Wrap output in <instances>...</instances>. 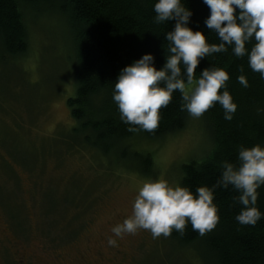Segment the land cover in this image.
Instances as JSON below:
<instances>
[{
    "label": "rangeland",
    "instance_id": "1",
    "mask_svg": "<svg viewBox=\"0 0 264 264\" xmlns=\"http://www.w3.org/2000/svg\"><path fill=\"white\" fill-rule=\"evenodd\" d=\"M28 26V51L0 64V259L11 255L1 243L7 238L41 264H202L196 248L174 246L170 237L139 230L120 239L111 229L132 214L145 181L181 186L182 166L208 154L203 117L162 140L137 142L153 156L154 178L71 147L73 48L55 15L39 13Z\"/></svg>",
    "mask_w": 264,
    "mask_h": 264
},
{
    "label": "trees",
    "instance_id": "2",
    "mask_svg": "<svg viewBox=\"0 0 264 264\" xmlns=\"http://www.w3.org/2000/svg\"><path fill=\"white\" fill-rule=\"evenodd\" d=\"M158 0H0V64L23 55L29 48L28 21L33 16L51 14L61 19L74 53L76 92L68 99L75 125L70 132L74 145L95 150L101 159L140 174L157 176L153 156L137 147L140 140H162L184 130L189 113L181 110V93H173L171 103L161 110L156 132H129L130 125L120 118L113 100L114 84L120 71L145 54L154 56V66L166 63L168 42L166 33L175 27V20L154 22V5ZM192 12L188 27L202 31L209 44L219 43V37L205 24L210 9L203 0H181ZM239 10H237L238 12ZM246 48L251 50L253 44ZM243 66V72L239 67ZM223 68L229 73L226 90L237 104L231 121L216 103L202 116L210 136L211 150L200 161L186 163L181 169V186L194 195L200 186L212 187L221 176V164L238 163L241 146L264 148V79L251 70L247 56L238 58L232 47L201 59L196 77L205 68ZM244 75L249 87L238 82ZM225 89H221V93ZM68 135V138H69ZM256 207L262 218L255 226L240 225L236 216L242 205L234 201L239 195L231 186L216 188L214 204L220 217L216 228L201 237L191 224L181 236L175 230L172 245L197 249L202 264H264V186L258 189ZM187 262H185L186 264ZM189 264V263H187Z\"/></svg>",
    "mask_w": 264,
    "mask_h": 264
},
{
    "label": "clouds",
    "instance_id": "3",
    "mask_svg": "<svg viewBox=\"0 0 264 264\" xmlns=\"http://www.w3.org/2000/svg\"><path fill=\"white\" fill-rule=\"evenodd\" d=\"M210 9L205 24L218 35L219 43L209 44L202 31L188 27L192 12L181 0H158L154 5L156 24L175 20V27L166 33L168 42L166 63L159 70L154 66V56L145 54L123 68L114 84L113 100L118 105L121 120L130 125L129 132L155 133L161 120V110L166 108L177 90L181 93V110L193 118H201L216 103L224 110V118L231 121L237 104L226 90L229 73L223 68H205L196 77L201 59L222 53L232 47L238 58L247 56L252 71L264 79V0H203ZM237 10H239L237 12ZM253 44L250 52L246 48ZM243 72V66L239 67ZM238 82L249 87L244 75ZM221 89H225L221 93ZM258 112L264 111L258 109ZM222 172L211 188L200 186L196 195L188 187L171 186L163 178L145 181L138 189L132 204V214L112 227L115 237L135 235L147 230L153 239L168 238L175 230L181 236L191 224L201 237L213 231L219 223L218 208L214 204L216 188L231 186L239 195L234 201L242 205L235 217L240 225L255 226L262 218L256 207L258 189L264 186V148L255 145L240 147L238 163L224 161ZM116 247L117 240L108 239Z\"/></svg>",
    "mask_w": 264,
    "mask_h": 264
},
{
    "label": "flooded vegetation",
    "instance_id": "4",
    "mask_svg": "<svg viewBox=\"0 0 264 264\" xmlns=\"http://www.w3.org/2000/svg\"><path fill=\"white\" fill-rule=\"evenodd\" d=\"M2 246L10 250L11 255L9 254V257L0 259V264H41V261H35L32 255V253L27 252L24 249V245L19 243L16 240H9L5 238L3 240ZM117 252L121 253L120 250L117 249ZM33 256V257H32Z\"/></svg>",
    "mask_w": 264,
    "mask_h": 264
}]
</instances>
